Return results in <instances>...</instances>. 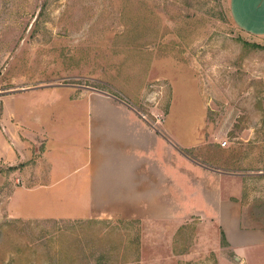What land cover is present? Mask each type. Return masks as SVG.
<instances>
[{
    "label": "rangeland",
    "instance_id": "374dc122",
    "mask_svg": "<svg viewBox=\"0 0 264 264\" xmlns=\"http://www.w3.org/2000/svg\"><path fill=\"white\" fill-rule=\"evenodd\" d=\"M93 95L170 124L181 165L238 180L228 185L251 210L264 203V41L235 27L229 0H0V264L234 263L218 226L188 216L182 191L178 210L149 207L146 217L15 216L28 211L22 202L44 210L48 196L27 191L48 131L27 112L41 124L47 104ZM19 105L32 134L22 138L30 157L15 163Z\"/></svg>",
    "mask_w": 264,
    "mask_h": 264
},
{
    "label": "crops",
    "instance_id": "0c3cea01",
    "mask_svg": "<svg viewBox=\"0 0 264 264\" xmlns=\"http://www.w3.org/2000/svg\"><path fill=\"white\" fill-rule=\"evenodd\" d=\"M229 14L242 34L264 41V0H229ZM45 108L49 121L41 124L47 127L31 120L34 111L27 112V124L48 130L41 159L34 173H27V191L48 196L42 199L44 210L22 202L28 211L15 207L16 217H31L34 211L44 218H74L111 209H123L129 218L146 217L149 207L178 210L182 191L188 216L208 219L221 231L234 263L222 259L219 264H264V203L251 210L242 202V189L228 185L238 180L213 174L193 159L181 165V143L170 124H149L133 107L99 95ZM25 109L15 107V163L30 157L22 138L31 132L19 126ZM1 136L0 162L6 154ZM50 204L54 209H45Z\"/></svg>",
    "mask_w": 264,
    "mask_h": 264
},
{
    "label": "trees",
    "instance_id": "16d2710c",
    "mask_svg": "<svg viewBox=\"0 0 264 264\" xmlns=\"http://www.w3.org/2000/svg\"><path fill=\"white\" fill-rule=\"evenodd\" d=\"M254 47H256V48H260L259 46H254ZM223 241H224V243H225V239H224V237H223Z\"/></svg>",
    "mask_w": 264,
    "mask_h": 264
}]
</instances>
